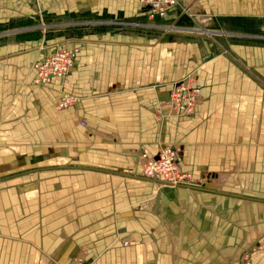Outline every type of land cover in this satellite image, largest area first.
<instances>
[{"label": "crops", "instance_id": "obj_1", "mask_svg": "<svg viewBox=\"0 0 264 264\" xmlns=\"http://www.w3.org/2000/svg\"><path fill=\"white\" fill-rule=\"evenodd\" d=\"M109 8L147 21L139 0ZM200 15L219 31L248 35L253 21L264 19V0H177L158 26L190 29ZM101 35L90 38L99 46L85 50L80 71L48 89L28 87L6 105V93L0 94L5 155L20 161L22 147L68 144L77 117L92 137L90 148L75 149L77 165L109 172L36 171L0 183V264H45L49 250L56 264L72 263L82 251L92 264H264V255L251 253L264 245V202L213 194L264 201V61H255L260 82L256 70L219 51L229 47L253 63L251 45L217 50L186 41L193 38L186 31ZM40 51L38 42L2 44L0 83L30 76ZM190 75L202 97L194 115L182 117L165 100L170 84ZM63 91L77 102L58 113ZM166 144L176 146L179 168L192 175L187 186L208 193L132 179H146L141 151L153 157ZM64 156L53 147L42 160ZM3 166L0 176L18 164Z\"/></svg>", "mask_w": 264, "mask_h": 264}, {"label": "rangeland", "instance_id": "obj_2", "mask_svg": "<svg viewBox=\"0 0 264 264\" xmlns=\"http://www.w3.org/2000/svg\"><path fill=\"white\" fill-rule=\"evenodd\" d=\"M99 1L100 0H0V46L7 43L38 42L39 49L41 50L40 55L30 64V76L24 77L20 75L18 82H15V80L13 81L12 78H10L8 82L0 83V94L6 93L7 95L6 100L5 98L3 100V105L12 101V97L18 96L19 93L28 87L42 90L43 88L48 89V87L52 85V83L47 85H39L36 83V71L33 70L32 67L34 63L37 61H45L57 53V51L61 50L71 52L76 57V61L79 62L81 59L89 57V54L85 50L87 48L90 49L89 46L91 44H99L98 42H94L97 39L91 40L90 38L93 37V35L101 37V34H103L104 31L111 33L120 32L127 35L134 34L135 36H138L137 34H162L164 31H167L168 33L186 31L189 34L188 36H193L192 39H185L186 41H190L191 43L192 41L197 42L198 40L199 42L201 41L205 44H212L217 48V50H219V46L221 45L237 47H244L245 44H247V46L251 45L254 48L255 53L253 63L252 61L246 62L245 55L243 53L239 55L235 52H230L229 47L227 51H223L226 48L223 49L222 47L219 51L220 53L222 52L231 57L232 60L240 64L245 70L249 72L256 70V72H254V77H257L256 79L258 81L261 82L260 79H263L257 72V68L260 67L258 63L264 61V19L253 21L251 32L248 33V35L240 34L237 29H235V31L231 30L227 32L219 31L214 27L215 23L211 21L210 17L201 15L197 17L192 16L194 21L191 22L192 24L190 29H185L183 27L168 28L160 24L159 27H151L148 23H145L138 17L135 18L134 15L132 17H125L120 12L118 15H114L111 13L115 12L109 10L111 9L109 7L125 9L134 1L138 3V0H101V2L104 1L101 7L99 6ZM207 17L209 18L208 20H206ZM206 23L210 24V26H206ZM76 40L81 41L82 45L78 44V41ZM82 48L83 51H85L83 53L81 51ZM261 53H263L262 56L260 55ZM256 60L258 63H255ZM78 62L74 70L75 72L80 71ZM191 78L192 77L190 75L174 83L191 82ZM174 83H171L170 87H172ZM69 98H71V96ZM73 100L74 103L77 102V98H73ZM57 112L62 113V111ZM4 116L5 115L0 112V123L2 122ZM2 125L4 124L2 123ZM80 125L81 124L78 122L76 117L73 122V128H71V141H68V144L63 145L62 143L52 142V144L49 145L22 147L20 151L23 155V159L20 161L15 159V154L5 155V153L2 152L3 148H7V145H5L3 140H1L4 133L0 132V165L1 163H17L18 167H20L26 163H34L35 161L42 160V157L48 154L50 149L53 147L62 149L64 151V157H70L72 159V163L78 164L79 161L77 159L75 149H79L80 147L90 148L92 143V137L88 132V128L84 129L80 127ZM148 157L151 158L152 156L149 154ZM141 164V162H138V166ZM18 167L14 169H17ZM14 169L13 167H10L6 173ZM1 170H5L4 166ZM2 171L0 175H2ZM36 173L38 174L33 175L42 176L46 172L40 171V173ZM30 175L32 174L23 173L21 177H19L20 175L17 177L7 173L5 176H0V178H7L0 183L1 185H4L2 187H5L7 184H13L15 179L30 177ZM183 185H187V183L184 182ZM7 217L9 219L10 217L14 218V212H8ZM5 220L6 222L4 223H8V220ZM129 244V241L123 242L124 246ZM19 247L20 245L16 243V248L18 249ZM51 252L52 250L44 252V258L47 257L43 259L45 260V264L58 263V261L52 257L54 250L52 253ZM83 254L84 251L74 257L75 259L71 258L74 260L72 263L69 262L68 264L81 263V260L83 261V264H92V262L87 261V254Z\"/></svg>", "mask_w": 264, "mask_h": 264}, {"label": "built area", "instance_id": "obj_3", "mask_svg": "<svg viewBox=\"0 0 264 264\" xmlns=\"http://www.w3.org/2000/svg\"><path fill=\"white\" fill-rule=\"evenodd\" d=\"M176 3L177 0H139V15L144 16L147 20L146 23L151 27H159V21L167 17L169 11L175 8ZM208 19L207 17L206 20ZM77 62L76 57L66 50L57 51V53L45 61H37L32 66L33 70L36 71V83L47 85L54 81H62V79H65L75 70ZM167 95L168 98L165 102H174L172 109L180 115V113L191 114L196 101L202 94L198 86L193 84V86L186 85L184 87L182 82H180L178 87L175 85L170 87ZM70 96L72 98L71 102L69 101ZM73 98L75 96L73 97V95L63 91L55 106L56 110L63 111L74 108ZM81 125L84 126V124ZM171 147L172 145L169 146V148ZM177 156V151H168L165 156L159 159L156 165L149 163L143 166L141 164V167H145L148 171L147 178H154L156 180L163 178L165 181L168 180L176 185H182L184 182L187 183L184 177L192 178V175L178 168ZM261 247H264V245L257 244V246H253L251 253L254 256L257 254L264 255V250L258 249ZM246 256H249V254L246 253ZM76 264H83V261L81 260V263Z\"/></svg>", "mask_w": 264, "mask_h": 264}, {"label": "water", "instance_id": "obj_4", "mask_svg": "<svg viewBox=\"0 0 264 264\" xmlns=\"http://www.w3.org/2000/svg\"><path fill=\"white\" fill-rule=\"evenodd\" d=\"M168 98V97H167ZM69 163V165H68ZM50 170H87V171H99V172H103V173H107L109 174V172L103 170V169H100V168H93V167H85L84 165H77L76 163H72V159L70 157H54V158H50V159H46V160H41V161H37L35 163H26V164H23L21 165L20 167H18L17 169H14V170H11V171H8L7 173L8 174H13L14 175H20V174H23V173H28V172H36V171H50ZM6 173V174H7ZM5 174V175H6ZM132 179H135V180H142V181H145L147 182L146 179H143V178H132ZM160 184V183H158ZM174 187H177V188H186L188 189V186L187 185H175ZM191 189H194L195 191H205L208 193L207 190H203V189H200V188H193L191 187ZM217 194V195H223V196H232V197H235V198H238V199H246V200H249V201H253V202H256V201H260V202H264V201H261V200H257V199H252V198H249V197H246V196H239V195H235V194H229V193H224V192H216V191H213V194Z\"/></svg>", "mask_w": 264, "mask_h": 264}, {"label": "bare ground", "instance_id": "obj_5", "mask_svg": "<svg viewBox=\"0 0 264 264\" xmlns=\"http://www.w3.org/2000/svg\"><path fill=\"white\" fill-rule=\"evenodd\" d=\"M206 26H209V24H207L206 23ZM205 26V27H206ZM180 83V82H179ZM179 83H174L173 84V86L175 85L176 87H178V84ZM182 84H183V86L184 87H186V85H192L193 86V83H192V80H191V82H182ZM172 86V87H173ZM201 97H202V95L201 96H199V98H198V100L196 101V103H195V105H194V107H193V111H192V113L191 114H184V113H180V115L178 114V112H176V111H174L173 109H172V106L174 105V102H171V101H169L168 103H167V105L169 106V110L171 111V113H173V114H176V115H178V116H183V117H191V116H193L194 115V112H195V107H196V105L199 103V100L201 99ZM71 99L72 98H70V102H71ZM74 103V102H73ZM82 124H84V123H82ZM169 146H171L170 144H166V145H162V149L161 150H159L158 151V153H157V155L156 156H153V157H151V158H149L148 156H149V154H148V152L146 151V150H143V151H141V155L139 156V160H140V162L143 164V166L145 165V164H152V165H156L157 163H158V161H159V159L161 158V157H163V156H165L166 155V152H168V151H177L178 152V149L176 148V146H174V145H172V147L171 148H169ZM176 161L178 162V156H177V158H176ZM141 166V165H140ZM141 167L142 169H143V175H144V177L146 178V180L147 181H149V182H151V183H160L161 185H164V186H175L176 184H174L173 182H170V181H165L163 178H160V179H158V180H156V179H154V178H147V174H148V171L145 169V167ZM178 168H179V165H178ZM180 169V168H179ZM181 170V169H180ZM4 171V170H3ZM0 173H1V168H0ZM117 174V173H116ZM117 175H120V174H117ZM124 175V174H123ZM123 175H120V176H123ZM149 179V180H148ZM184 179H185V181L187 182V185H189V184H191L192 182H190V178H187V177H184ZM188 189H190V190H194V189H191V187L190 186H188ZM259 250H264V247H261V248H258Z\"/></svg>", "mask_w": 264, "mask_h": 264}]
</instances>
